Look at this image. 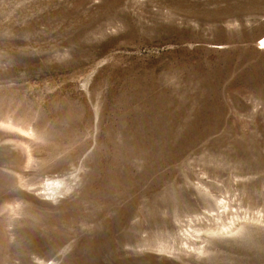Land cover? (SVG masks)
Wrapping results in <instances>:
<instances>
[{
	"label": "rangeland",
	"instance_id": "374dc122",
	"mask_svg": "<svg viewBox=\"0 0 264 264\" xmlns=\"http://www.w3.org/2000/svg\"><path fill=\"white\" fill-rule=\"evenodd\" d=\"M264 0H0V264H264Z\"/></svg>",
	"mask_w": 264,
	"mask_h": 264
},
{
	"label": "bare ground",
	"instance_id": "6f19581e",
	"mask_svg": "<svg viewBox=\"0 0 264 264\" xmlns=\"http://www.w3.org/2000/svg\"><path fill=\"white\" fill-rule=\"evenodd\" d=\"M259 44L262 46V48H264V36L260 38Z\"/></svg>",
	"mask_w": 264,
	"mask_h": 264
}]
</instances>
